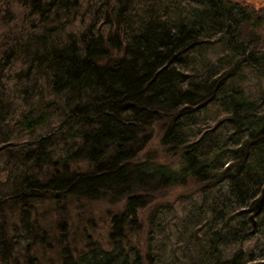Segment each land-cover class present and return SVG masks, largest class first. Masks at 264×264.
Wrapping results in <instances>:
<instances>
[{"label": "trees", "instance_id": "1", "mask_svg": "<svg viewBox=\"0 0 264 264\" xmlns=\"http://www.w3.org/2000/svg\"><path fill=\"white\" fill-rule=\"evenodd\" d=\"M249 17L230 0H0V264H264ZM96 200L122 202L107 246L70 242L65 213Z\"/></svg>", "mask_w": 264, "mask_h": 264}, {"label": "rangeland", "instance_id": "2", "mask_svg": "<svg viewBox=\"0 0 264 264\" xmlns=\"http://www.w3.org/2000/svg\"><path fill=\"white\" fill-rule=\"evenodd\" d=\"M233 3H236L239 7H243L247 10V12L255 18L247 19L245 23L244 30L245 31H254L257 37V42L259 47H261L264 51V0H230ZM256 22V23H255ZM247 32L246 34H248ZM264 83V79H261ZM188 187V186H187ZM185 187V188H187ZM183 190L181 188L169 189L165 190L166 196H161V199L171 200L176 196V193H179ZM187 191V190H184ZM181 203L177 202L173 206L178 210ZM119 205L122 206V202H113L109 203L105 200H96L90 202L88 205L82 208V210H71L68 213L66 212V217L68 221L69 228V238L70 242L75 241L77 245H80V232L84 230L85 232H89L93 237L98 238L102 241V244L107 246L106 242V231L109 227V218L110 214L119 210ZM150 207H146L141 209L140 218L144 222L147 218ZM174 209V210H175ZM167 218L170 223L168 226L169 233L172 237H175L174 231V222H172L171 216L175 215L176 212L172 213L167 210ZM177 218V217H173ZM144 226V225H143ZM146 234V230H143V233L138 236V239H143ZM175 239V238H173ZM143 247V246H142ZM47 256L53 257L54 253L47 251ZM54 258V257H53Z\"/></svg>", "mask_w": 264, "mask_h": 264}]
</instances>
